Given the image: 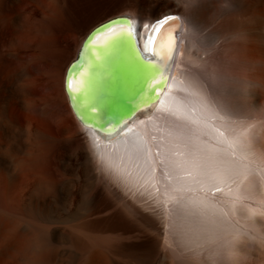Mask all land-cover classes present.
<instances>
[{"label":"bare ground","instance_id":"6f19581e","mask_svg":"<svg viewBox=\"0 0 264 264\" xmlns=\"http://www.w3.org/2000/svg\"><path fill=\"white\" fill-rule=\"evenodd\" d=\"M171 1L174 8L158 18L142 21L134 13H124L120 16L126 19L125 24L96 36L95 44L85 49L84 64L74 79L75 84L83 78L85 89L73 97L66 88L68 68L97 25L83 38L63 80L69 110L78 126V130L65 131L77 130L67 142L75 161L72 158L68 164L67 158L63 159L56 172L64 177L68 165L75 162L88 178L101 173L115 186L119 196L115 208L131 210L153 226L164 222L167 234L187 248L214 244L215 249L229 248L235 257L246 238L264 244V116L258 114L264 84L257 79L264 76V0ZM10 8L8 0H0V34L8 26L16 35L21 24V15H12ZM169 16L172 19L166 24L159 23ZM169 34L175 38V47L165 71L156 66L163 60L154 53L161 37L166 39ZM134 36L140 51L153 59L151 63L135 55ZM30 37L39 39L44 61L59 48L55 37L38 29ZM149 37L152 52L147 47ZM14 57L16 65L25 64L23 55ZM224 60L232 61L229 76L222 73ZM209 62L212 67L208 70ZM15 78L22 105L26 109L36 106L40 98L31 87V73L18 68ZM121 94L129 97L133 109L115 123L107 108L113 95ZM53 101L43 100L37 110L50 122L66 121L67 116ZM81 111L93 127L84 123ZM6 131L10 136L18 134L20 140L26 137L27 142L17 144L25 156L32 155L33 139L48 140L31 121L22 126L9 121ZM14 154H8V161L0 166L3 201L13 198L0 207V219L16 222L13 217L20 211L17 202L22 186ZM43 155L39 153L25 164L27 174L43 177L52 171L51 161ZM68 181L58 184L52 207L68 195ZM149 194L163 206L149 212L152 218L144 213L150 207L143 203ZM227 234L232 236L220 243ZM90 237L94 241L113 238Z\"/></svg>","mask_w":264,"mask_h":264},{"label":"rangeland","instance_id":"374dc122","mask_svg":"<svg viewBox=\"0 0 264 264\" xmlns=\"http://www.w3.org/2000/svg\"><path fill=\"white\" fill-rule=\"evenodd\" d=\"M8 1L12 7L10 13L20 14L22 19L16 35L12 34V27L8 26L7 31L4 29L0 34V166L8 161V154L15 153L22 191L17 202L20 211L13 217L16 222L0 219V264H231L234 261L238 264H264V244L256 240L246 238L242 241L241 251L235 257L230 255L229 248L215 249L214 244L187 248L175 237L167 234L164 222L153 226L150 221L144 220L131 210L127 211L121 206L115 208L116 199H119L115 186L103 178L97 169V179L86 177L84 168L75 162L74 165H68L64 177L56 172L63 159L67 158L65 161L68 164L72 158V161H75L73 149L69 148L67 142L70 141V136L74 135L73 132L78 130L65 97L64 74L69 62L76 57L83 38L92 27L69 25L67 16L71 13L57 10L60 0ZM173 4L171 1L169 5ZM87 22L89 21L85 19L79 23ZM36 29L43 35L55 37L58 41L59 48L53 51L46 61L40 56L42 49L39 39H30V33ZM24 41H28L26 47ZM15 55H23L25 64L16 65ZM228 62L232 61L224 60L222 63V73L227 76L229 69L231 70V63ZM211 67L212 62L206 64L208 70ZM18 68L31 73V79L34 80L32 90L37 94V98H40L37 105L47 99H53L52 104H58L63 116L68 117L64 119L67 120L63 121V124L56 120L48 121L37 110V105L28 109L22 105L19 100L20 87L15 82ZM257 79L264 84V76ZM263 88L260 90L261 94ZM262 95L258 112L260 117L264 116V92ZM9 121L18 126L31 121L40 132L46 134L49 142L33 139L30 146L32 155L25 156L19 146L21 142H27V139L23 137L20 140L18 134L10 136L6 131ZM68 128L77 130L71 129L73 132L65 134ZM39 153H44L43 156H47L51 161L49 167L52 171L43 177L33 173L27 174L24 170L25 164ZM67 179L71 182L68 195L53 206L56 208L54 209V193L60 181ZM3 190L0 182V207L10 204L13 200L9 197L6 200L8 204L4 202ZM147 195L143 203L150 207L144 213L152 218L150 213L160 210L163 206L155 195ZM86 198L88 200H85ZM46 201L47 203H44ZM92 234L111 235L113 238L94 241L90 237ZM231 236L227 234L219 242L223 243Z\"/></svg>","mask_w":264,"mask_h":264},{"label":"crops","instance_id":"0c3cea01","mask_svg":"<svg viewBox=\"0 0 264 264\" xmlns=\"http://www.w3.org/2000/svg\"><path fill=\"white\" fill-rule=\"evenodd\" d=\"M57 10L71 13V26H90L120 16L124 13H134L140 19L158 18L174 7L171 1L163 0H60ZM58 4V5H59ZM87 23H79L84 20Z\"/></svg>","mask_w":264,"mask_h":264},{"label":"water","instance_id":"95a60500","mask_svg":"<svg viewBox=\"0 0 264 264\" xmlns=\"http://www.w3.org/2000/svg\"><path fill=\"white\" fill-rule=\"evenodd\" d=\"M112 21H117L116 24L112 25ZM126 19L123 16H116L114 18H111L109 20H106L99 25H97L93 30L89 33L87 38L85 39L83 46L81 48V51L79 52L77 58L75 61L71 63V65L68 68V74L72 75L73 73L70 71L72 66L79 62V67L75 69L76 73H79L81 70L83 64H84V54H85V49L88 47L89 44H95L94 43V38L96 36L100 35H105L109 34L111 30H113L117 26H121L125 24ZM108 25L107 28L104 26ZM99 29L100 31H97ZM133 39V45L132 48L134 50L135 55L140 59V61L144 63L152 62L153 59H151L148 55H146L145 51H140V45H139V40L135 36L132 38ZM107 114L110 119H112L115 123H118L120 118H122L124 115L129 114L132 112L133 109V104L132 101L129 99V97H124L122 94L119 97H116L113 95V98L111 102L108 105L107 108Z\"/></svg>","mask_w":264,"mask_h":264},{"label":"snow or ice","instance_id":"6c2138e0","mask_svg":"<svg viewBox=\"0 0 264 264\" xmlns=\"http://www.w3.org/2000/svg\"><path fill=\"white\" fill-rule=\"evenodd\" d=\"M169 19H172V17H165L164 19H162L161 21H159L160 24H166L168 22ZM112 24H116L117 21H112ZM105 28L108 27V25L104 26ZM97 31H100L99 29H97ZM131 35V33H129V36ZM152 37L148 38V50L149 52H152ZM175 47V38L173 35L169 34L167 36V38L165 39L164 36L161 37L160 41L157 44V48L158 50L154 53V56L156 57H162L163 62L157 64L156 66L162 70H167L166 69V63L172 55L173 49ZM151 63V62H150ZM79 62H77L76 64H74L72 66V68L70 69V71L73 73L72 75H69L67 82H66V88L68 90V92L70 93V95H72L73 97L77 94L82 92L85 89L86 86V82L84 81L83 78H81L79 81H77L74 84V79L77 75H79L78 73L75 72V69L78 68ZM162 74V73H161ZM92 111H95V108L93 107ZM81 119L84 121V123L89 126V127H93L94 125H92V123L90 122V120L84 116L83 112L81 111Z\"/></svg>","mask_w":264,"mask_h":264}]
</instances>
